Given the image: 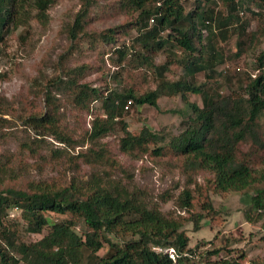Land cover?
Segmentation results:
<instances>
[{"label":"trees","instance_id":"1","mask_svg":"<svg viewBox=\"0 0 264 264\" xmlns=\"http://www.w3.org/2000/svg\"><path fill=\"white\" fill-rule=\"evenodd\" d=\"M55 2L0 0V58L8 35L33 19L46 23ZM187 2L119 0L124 21L87 33L83 26L92 0H85L70 36L89 34L93 48L99 42L115 45L116 56L111 58L117 69L109 77L116 83L94 85L82 80L87 64L68 70L67 78L59 81L77 111L89 114L93 102L100 103L86 133L89 146L70 155L77 164L81 161L95 170L87 179L71 175L45 181L9 174L5 163H0V264H209L199 252L207 242L189 246L184 227L191 222L198 230L203 223L220 219L213 195H250L252 209L244 211L246 217L256 220L264 215V47L257 56L254 76L246 73L237 78L226 73L227 93L209 83L223 75L217 68L227 56L220 42L236 35L235 55L239 56L264 36V25L249 29V14L264 24V0H192L191 8ZM252 4L257 11L251 9ZM132 29L136 30L132 46L118 45L120 35ZM157 52L165 53L161 63L154 60ZM175 66L181 71L171 77L168 73ZM135 69L143 70L139 80ZM148 69L151 73H146ZM191 93L201 97L198 115L183 121L188 126L170 140L164 129H153L145 122L131 128V109L158 108L163 96ZM44 98L45 108L37 117L28 116L27 124L66 148H75L78 140L63 122L61 100L49 88ZM128 100L132 103L126 109ZM118 126L122 132L117 145L120 153L131 158H174L185 182L177 195L165 193L163 199H174L183 213H164L158 203H149L139 190L116 177L126 168L110 144L99 140ZM200 174L203 182L197 180ZM11 209L20 211L22 221L10 217ZM24 233L41 237L27 240ZM170 247L177 253L175 261L157 250ZM223 248L206 252L217 254ZM218 262L264 264V257L247 261L242 252Z\"/></svg>","mask_w":264,"mask_h":264},{"label":"rangeland","instance_id":"2","mask_svg":"<svg viewBox=\"0 0 264 264\" xmlns=\"http://www.w3.org/2000/svg\"><path fill=\"white\" fill-rule=\"evenodd\" d=\"M84 2L85 0H56L48 10L46 23L33 19L29 24L19 26L8 35L3 45L0 70L4 76L0 77V110L9 109L13 112H0V163H5L3 167L7 168L9 174L52 181L64 176L70 178L71 175L87 179L95 170L87 163L80 161L77 164L76 159H72L70 155L89 146L86 133L92 128V118L100 103L93 102V110L89 114L77 111L69 102L59 81L67 78L65 73L68 70L87 64L88 71L82 80L90 81L94 85L116 83L109 77L110 73L117 69L112 60L116 56L115 45H103L98 41V47L93 48L89 34L75 38L70 36V28ZM186 5L188 8L194 6L192 0H188ZM250 7L258 10L254 4ZM249 17V29L264 25L253 15L249 14ZM124 18L125 11L121 9L119 0H92L83 27L87 33H95L121 23ZM135 34V29L121 34L118 45L132 46ZM237 40L234 35L227 42L219 43L220 47L225 49L227 60L217 68L223 75L218 74L209 83H212L213 89L217 87L223 93L229 92L226 73L239 78L246 73L254 76L258 72L257 56L264 47V36L260 35L254 47L239 56L235 55ZM165 57L163 52L154 54L156 63L163 62ZM142 71H133L138 80ZM180 71L181 69L175 66L168 74L173 77ZM147 72L151 73V70L148 69ZM202 77L201 75L200 79ZM48 88L61 100L63 122L78 140L77 144H73L75 148H66L54 138L39 134L35 127L27 124L28 116L37 117L45 108L44 92ZM200 98L192 93L186 96H163L159 99L158 108L149 105L135 107L129 112L130 126L139 128L145 122L153 129H164L167 140H170L188 126L183 121L197 117V110L202 105ZM121 134L118 126L99 140L100 143L110 144L126 168L123 172L118 171L116 177L121 178L129 188L139 190L142 198L149 203H158L164 213H180L174 199H163L165 193L177 195L185 182V176L176 166L174 158L164 157L158 160L147 155L131 158L117 150ZM84 139V145H80ZM25 145H28L30 150ZM203 179L202 174L197 177L199 182H203ZM213 200L220 211V219L212 224L203 223L204 226L198 230L194 229L191 222L186 224L184 228L190 237L189 246L196 247L201 241L207 242L199 247V252L202 251L209 264H221L218 261L222 258H235L242 252L245 253L247 261L264 257V215L256 220H249L244 213L246 209H252L250 195L232 192L222 196L213 195ZM10 217L22 221L17 209L10 210ZM24 237L27 240H37L41 235L24 233ZM217 247L226 248L217 254L206 252ZM105 252L106 248L101 250L100 254Z\"/></svg>","mask_w":264,"mask_h":264},{"label":"built area","instance_id":"3","mask_svg":"<svg viewBox=\"0 0 264 264\" xmlns=\"http://www.w3.org/2000/svg\"><path fill=\"white\" fill-rule=\"evenodd\" d=\"M151 21H153V18H151ZM132 103V100H128L127 103L125 104V108L128 109L130 104ZM158 251H162L165 253H168L169 256L175 261L177 258V253L175 251V249H173L172 247L170 248H157Z\"/></svg>","mask_w":264,"mask_h":264}]
</instances>
